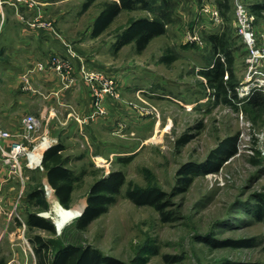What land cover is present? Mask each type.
I'll use <instances>...</instances> for the list:
<instances>
[{"label":"rangeland","instance_id":"374dc122","mask_svg":"<svg viewBox=\"0 0 264 264\" xmlns=\"http://www.w3.org/2000/svg\"><path fill=\"white\" fill-rule=\"evenodd\" d=\"M15 1L34 8L18 9L22 21L57 18L59 34L73 44L70 65L82 69V59L94 56L99 61L96 63L122 67L124 84L121 91H113V96L119 95L132 110L135 123L126 128L121 121L120 135L113 139L105 132L98 135L104 138L100 146L110 140L115 142L113 150L100 156L95 152V135L77 118L80 102L58 106L57 115L63 120H49L48 113L33 107V102L25 106L19 102L23 100L16 90L19 79L0 78L4 79L0 82V109L5 110L0 124L12 127L15 133L17 127L13 125L20 123L22 112L36 114L39 120L32 140L25 142L29 149L43 137L56 143L50 134L56 131L59 135L57 131L61 133L64 125L72 121H65L68 112L79 124L62 139L70 158L68 167L77 177L69 208L86 198L90 185L100 176L112 170L124 174V183L106 212L84 229L76 227V216L56 231L54 218L47 214L52 206L42 163L36 168L23 164L20 179L0 157V259L4 264H36L31 240L34 235L50 241L53 250L67 243L89 245L122 264H264V221L256 217L254 207L259 197L264 199V102L257 107L251 103L253 98L264 99V86H259L258 72H248V52L238 32L234 0H228L230 9L224 17L219 0H148L151 9L137 6L122 10L97 37L88 35V28L101 0H95L85 10V0ZM248 1L255 0H243V4L247 6ZM203 4L217 7L219 17L202 13ZM15 11L16 7L7 9L10 16H15ZM154 15L166 16V31L152 38L145 49L138 53L132 43L117 51L113 49L117 32L130 19ZM253 26L259 34L264 32V12L254 15ZM223 31L234 57L233 77L227 82L233 83L235 96H230L229 104L218 100L216 88L199 71L211 64L215 56L207 36ZM170 52L176 55L175 60L169 64L161 61V56ZM254 65L264 70V61H255ZM90 73L85 68L81 76L85 79ZM235 134L237 150L217 171L209 176L195 175L185 191L172 195L182 164L203 161L222 138ZM183 135H191L190 140L177 145ZM128 156V161H120ZM4 169L9 170L7 181L2 180ZM129 186H156L168 193L170 202L165 211L169 212V219L163 220L149 205L134 204L125 196ZM37 189L40 195L32 197ZM29 213L45 217L55 232L29 226ZM204 235L253 241L250 245L213 247L200 240ZM164 255L169 257L164 259Z\"/></svg>","mask_w":264,"mask_h":264},{"label":"trees","instance_id":"16d2710c","mask_svg":"<svg viewBox=\"0 0 264 264\" xmlns=\"http://www.w3.org/2000/svg\"><path fill=\"white\" fill-rule=\"evenodd\" d=\"M95 0H85L83 9L85 10ZM166 0H162L165 2ZM100 7L95 15L90 35L96 37L101 34L122 10H131L137 6L151 9L148 0H101ZM218 6L222 17L230 9L228 0H219ZM246 6V5H245ZM253 15H261L264 12V0L248 1L246 6ZM166 16H139L132 18L121 28L113 42V49L119 50L122 46L132 43L136 52L140 53L146 48L152 38L163 34L166 31ZM214 53L213 61L206 68L200 69V73L206 78L210 85L216 88L218 100L222 103H231V97L235 96L234 85L227 80L233 77V54L227 35L221 33H211L207 36ZM176 55L166 53L161 56V61L169 64L174 61ZM264 99L251 100L252 105L257 107L262 105ZM191 135H183L177 139V145H182L190 140ZM238 135H230L222 138L210 151L206 158L201 162H186L177 170V184L173 194H178L187 189L195 175L217 171L222 163L237 150ZM64 146L62 143H55L47 147L42 154V167L48 183L53 189L59 203L65 209L69 208L72 200V192L77 180L76 173L67 167L70 158L63 154ZM131 157L120 159L128 161ZM124 183V174L121 170H112L100 176L92 182L86 196V206L83 212L75 218V225L78 229H84L92 220L107 211L108 205L115 199V194L119 192L120 186ZM32 197L40 195V189L32 194ZM125 196L136 205H149L156 209L163 220H168L170 214L165 211L169 205V194L156 186L132 187L125 190ZM256 217L264 221V199L259 197L254 203ZM29 226H36L50 232L55 229L50 221L36 213H29L26 218ZM33 250L36 256V264H122L115 257L102 253L99 249L89 245H76L67 243L59 245L53 250L50 241L41 235L32 237ZM200 240L211 244L213 247L223 245H250L251 238L244 239H216L210 235L201 236ZM169 255H164L167 259ZM0 264L4 261L0 259ZM244 264H258L246 263Z\"/></svg>","mask_w":264,"mask_h":264},{"label":"crops","instance_id":"0c3cea01","mask_svg":"<svg viewBox=\"0 0 264 264\" xmlns=\"http://www.w3.org/2000/svg\"><path fill=\"white\" fill-rule=\"evenodd\" d=\"M18 5L19 4L16 3L15 0H0V78L7 79L9 77L8 80H10V78L19 79L16 90L20 93L18 97L20 96L23 98V100L19 102H23L24 106L33 102V104H35L33 107H37L40 111L48 113L49 120H54L55 118H59L60 120L63 118L57 115L58 106L65 104L71 106L72 101H75V103L80 102L82 107L80 113L78 112L80 115H78L77 118H79L80 121H84L82 124L90 134L95 135L94 138L97 144L95 152L101 156L102 152L113 150L115 142L110 140L107 141L108 143L106 142V146L104 143L100 146V144L104 142V138L98 135L105 132L107 135L111 136L112 139L115 136H119L120 129L122 128L121 121L126 123V128H131L135 123V115L132 110L126 106L119 95L113 96L105 93L102 95L100 103L104 109V113L100 114L93 110L95 107L92 103V85L90 81L81 76V73L85 68H87L88 71L101 72L104 76L113 80V91L116 93L118 90L121 91L122 85L124 84L121 79L122 67L115 65L105 66L102 63H96L99 61L95 59L94 56H89L88 59H82L85 56L81 57L82 61H85V65H83L82 69L79 68V66L70 65L69 59L71 58L72 60L73 58V44L67 40V38H65V40L59 34L56 23L57 18L54 17L53 20L37 21L39 19H35L34 21H22L21 19L23 18L18 14V9L24 7L34 10V8L28 7L25 4H22V6ZM15 7L16 15H8L7 9ZM91 28L92 23L88 28V35H90ZM53 55L63 56L61 58L64 59L65 65H63L60 70L54 68V66L50 64V58ZM39 62L46 64V66L43 69H39L37 66ZM3 80L4 79H2V81ZM25 110L27 109L25 108ZM4 112L5 110L0 109V117ZM24 113L31 112H22L23 115ZM70 114L71 112H68V118H66L65 121H67V119L72 121H68V123L64 125V128L62 127L63 130L61 133L57 131L59 134L57 135L55 131L50 134V136L56 140V143H62L63 137L65 136L66 138L69 136L72 128L76 127V125L79 126V124L74 122L71 118ZM34 115L36 116V114ZM85 121L87 123H85ZM13 126L14 128L17 127V130H13L15 132L20 129V123ZM0 127L12 132V127H5L2 124H0ZM53 144L55 143H49V146ZM42 150L38 152V154L41 155ZM65 150L66 146H64V155L67 154ZM6 171H8V175ZM8 179L9 170L4 169V177L2 180L7 181ZM47 186L49 188L50 185ZM46 191L48 197L51 196L47 188ZM52 195L54 196V193H52ZM54 198L57 199L56 196H54Z\"/></svg>","mask_w":264,"mask_h":264},{"label":"built area","instance_id":"2783aa9c","mask_svg":"<svg viewBox=\"0 0 264 264\" xmlns=\"http://www.w3.org/2000/svg\"><path fill=\"white\" fill-rule=\"evenodd\" d=\"M234 3L238 22V32L241 35L248 52V72H258L260 74L259 86H264V70L258 68V65H254L255 61H264V32L259 34L253 26L254 15L248 11L246 6L243 4V0H234ZM200 9L202 13H206L215 19L219 17V10L217 7L203 4L200 6ZM192 38H195V36H192ZM50 61V64L58 70L65 65V62L57 55H53L50 58ZM37 66L39 69H43L46 64L39 62L37 63ZM85 79L90 81L92 85V103L95 107L93 110L99 112L100 114L104 113V109L100 105L102 95L104 93L107 95H113V80L107 78L99 71H91ZM38 127L39 120L31 113H26L21 116L20 129L15 133L0 127V157L2 158L4 164H6L13 171L17 172L20 179L22 178L23 164L28 168L41 166L42 154L39 162L29 163V148L25 146L26 141L30 142L32 140V133L35 132ZM36 143L37 142H35L31 149L35 147ZM211 173L212 172H208L205 174L209 176Z\"/></svg>","mask_w":264,"mask_h":264},{"label":"bare ground","instance_id":"6f19581e","mask_svg":"<svg viewBox=\"0 0 264 264\" xmlns=\"http://www.w3.org/2000/svg\"><path fill=\"white\" fill-rule=\"evenodd\" d=\"M50 143V139L48 137H43L42 140H39L35 147L33 149H29L28 150V156H29V163L32 162H39L41 155L38 154V152H40L43 148L47 147ZM48 188V186H47ZM49 190V194L51 196V210L50 212H47V214L50 216L52 215V217L54 218L56 225H57V229H60L64 224L69 223L70 221L73 220L74 217H76V215H78L83 206H84V200L81 199L80 202L74 204L72 207H70L69 209H65L63 206H61L59 204L58 199H55L54 196L52 195V188L49 186L48 188ZM44 215V214H43ZM46 216V215H45Z\"/></svg>","mask_w":264,"mask_h":264},{"label":"water","instance_id":"95a60500","mask_svg":"<svg viewBox=\"0 0 264 264\" xmlns=\"http://www.w3.org/2000/svg\"><path fill=\"white\" fill-rule=\"evenodd\" d=\"M46 183H47V185H50L49 183H48V181L46 180ZM53 190V189H52ZM86 204H87V202H86V198H84V206H83V208H82V210H81V212L78 214V215H76V216H79L82 212H83V210H84V208H85V206H86ZM55 229H56V231H58V229L55 227Z\"/></svg>","mask_w":264,"mask_h":264}]
</instances>
